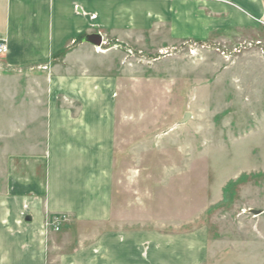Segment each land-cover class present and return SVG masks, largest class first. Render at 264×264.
<instances>
[{"label":"crops","instance_id":"1","mask_svg":"<svg viewBox=\"0 0 264 264\" xmlns=\"http://www.w3.org/2000/svg\"><path fill=\"white\" fill-rule=\"evenodd\" d=\"M263 25L264 0H0V264H105L118 250L109 38L149 53Z\"/></svg>","mask_w":264,"mask_h":264},{"label":"rangeland","instance_id":"2","mask_svg":"<svg viewBox=\"0 0 264 264\" xmlns=\"http://www.w3.org/2000/svg\"><path fill=\"white\" fill-rule=\"evenodd\" d=\"M110 39L98 50L121 67L106 225L118 250L101 260L264 264V27L149 53Z\"/></svg>","mask_w":264,"mask_h":264},{"label":"water","instance_id":"3","mask_svg":"<svg viewBox=\"0 0 264 264\" xmlns=\"http://www.w3.org/2000/svg\"><path fill=\"white\" fill-rule=\"evenodd\" d=\"M85 41L93 44L94 46H100L101 44V38L100 36L98 35H95V34H92V35H89L85 38ZM189 117V112H185L184 115H183V118L180 122H184L186 120V118Z\"/></svg>","mask_w":264,"mask_h":264},{"label":"built area","instance_id":"4","mask_svg":"<svg viewBox=\"0 0 264 264\" xmlns=\"http://www.w3.org/2000/svg\"><path fill=\"white\" fill-rule=\"evenodd\" d=\"M5 48H6L5 41L2 38H0V51L5 50ZM55 229L57 228L55 227Z\"/></svg>","mask_w":264,"mask_h":264}]
</instances>
